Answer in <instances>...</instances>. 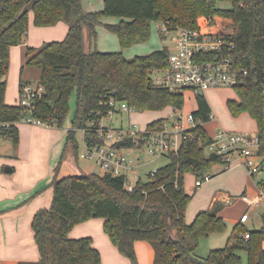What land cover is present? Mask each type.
<instances>
[{"label": "trees", "instance_id": "1", "mask_svg": "<svg viewBox=\"0 0 264 264\" xmlns=\"http://www.w3.org/2000/svg\"><path fill=\"white\" fill-rule=\"evenodd\" d=\"M223 1L230 6L220 7ZM102 3V9L87 12L82 9L81 0H0L1 77L8 71L10 47L25 40L30 13L35 26H51L59 21L68 24L63 39L39 48L25 46V64L39 69L37 82L44 88V94L34 100L33 117L61 128L74 92L75 110L66 142L76 148V129H87L83 133L85 139L104 142L95 136L94 126L90 127L88 122L98 123L107 115L105 102L110 97L138 111H160L166 107L180 110L184 94L157 85L150 75L153 70L167 68L166 46L126 58L121 51H85L84 32L87 31L92 43L97 26H102L116 35L124 49L147 41L151 22L166 23L171 29H194L201 16L211 22L219 17L231 22L227 37L232 45L220 52L203 54L202 59L230 56L236 66L249 69L246 81L232 88L236 98L227 99L225 104L231 116L247 113L255 121L258 154L264 160V0H102ZM105 17H116L118 21L106 23ZM24 83L20 80L19 88ZM5 89L4 78L0 81V139L16 145L18 130L14 123L25 113L19 104L5 103ZM195 101L196 108L191 111L195 125L187 129V139L176 152L166 155L167 163L157 167L153 176L146 174L137 179L131 191L124 188L123 176L110 173L58 178V164L51 181V204L39 209L32 219L39 258L17 264H101L100 253L90 237L69 236L75 224L90 218L103 220V231L111 243L134 264L136 240L151 245L152 264H264V226L246 230L241 222L234 224L224 246L210 249L204 257L195 253L201 238L222 232L226 227L215 208L199 211L192 222H185L191 195L184 190V174L202 177L214 164L225 163L220 156L205 153L210 134L202 123L211 119L212 112L204 94ZM164 119L148 123L146 129L160 128ZM115 146L129 147L132 141H121ZM239 251L245 252V263Z\"/></svg>", "mask_w": 264, "mask_h": 264}, {"label": "crops", "instance_id": "2", "mask_svg": "<svg viewBox=\"0 0 264 264\" xmlns=\"http://www.w3.org/2000/svg\"><path fill=\"white\" fill-rule=\"evenodd\" d=\"M81 5L82 9L88 12L91 11L93 1L87 0L88 8L86 9L84 8V0H81ZM105 18H103V22L110 23ZM201 29L218 30L217 26L214 25H201ZM67 30L68 24L62 21L51 26H35L32 23V14H29V26L24 42L9 49V60H11L13 52H16L19 54L22 65L17 78L11 85L6 86L5 103L17 104L20 80L23 82L38 81L39 69L25 64V46L39 48L38 46L41 43L47 41L45 40L48 39L46 38L47 34L53 37V40H61L66 35ZM96 30H105V28L97 26ZM97 31L96 33H98ZM42 38L43 40H41ZM92 49L104 51L102 48L98 49L97 45H93L89 41L88 51ZM234 96L236 98L235 92ZM210 108L212 112V107L210 106ZM171 110L173 109L171 108ZM247 118H250L247 113H241L224 125L223 129L228 131H254V134H256L255 121L252 118H250L252 121H249ZM14 125L18 130V143L13 145L8 139H0V264H17L19 261H35L39 258L31 224L34 214L39 209L49 208L51 204L53 193L51 181L55 168L59 164L57 175L59 178L66 175L80 174L77 172L78 167L67 160V157H63V148L66 141L65 128L34 125L21 120L15 122ZM202 126L209 134H212L216 128L221 127L220 119L212 113L211 119L202 123ZM233 163L243 166L241 158H234ZM230 164L231 162L227 167L225 163L214 164L211 167L214 171L210 175L209 181L215 180L218 183L227 175L234 176L235 169H231ZM237 170L235 172L241 174L240 189L238 190L240 194L236 196L222 190L210 191L206 206L191 214L189 218L186 219L185 217L186 223L192 222L199 211L212 208H215L217 214L223 219L229 216L228 214L233 213L232 221L234 223L243 220L246 215V208L250 206L243 197L253 198L259 193V190L243 169L239 167ZM98 174H102V172L99 170ZM194 192L196 191L194 190ZM238 208L240 209L236 213L235 211ZM102 224L103 220L101 218H90L75 224L70 230L69 236L72 238L90 237L92 245L100 253L101 264H134L119 253L104 233ZM263 226L264 223L261 227ZM133 245L136 264H152L154 253L151 245L145 240H136Z\"/></svg>", "mask_w": 264, "mask_h": 264}, {"label": "built area", "instance_id": "3", "mask_svg": "<svg viewBox=\"0 0 264 264\" xmlns=\"http://www.w3.org/2000/svg\"><path fill=\"white\" fill-rule=\"evenodd\" d=\"M159 23V22H158ZM158 31L160 35L168 39L167 48L168 66L167 68L156 70L159 74L153 76L157 85L169 89L171 92H189L194 98L204 94L206 90L229 87L233 88L242 85L249 74V69L236 66L230 56H224L217 60L202 59L203 54L210 52H220L224 47H230L232 42L227 37L229 31L224 30H202L201 26L194 29L176 27L169 28L166 23H159ZM264 92V90H263ZM44 94L43 86L38 82H25L19 89L17 104H19L25 114H22L21 121L34 125H46L32 116L34 100ZM107 114L114 112L133 111L125 102L116 101L112 97L105 102ZM179 110L173 109L169 116H165L162 125L158 129L143 130L137 128L135 124H130L126 129L108 128L101 125L100 121L88 122L94 126L92 129L97 138H102L103 143H98L94 138L85 139L83 143L85 151L80 158L91 160L103 173H110L113 176H123V186L131 191L140 176L137 168L141 162L139 158L141 147H145L148 155L160 156L170 152H176L181 143L187 139L189 134L187 129L195 125V120L191 112L182 115ZM99 111L96 112L98 114ZM101 120V119H100ZM84 133L87 129H81ZM131 140L132 146L116 147L115 144L121 141ZM258 137L256 134L250 135L243 132L228 131L218 127L210 134V142L204 147L206 154L220 156L226 167L230 162L231 155L241 157L243 164L250 175L264 174V160L258 154ZM136 149V156L128 155L127 150ZM136 157V158H134ZM155 170L147 174L153 176ZM132 177V178H131ZM210 179L209 174L195 178L194 185L199 187L203 182ZM260 183H263L261 180ZM263 196L261 189L253 197H243L247 204H257ZM245 238L249 234L245 233Z\"/></svg>", "mask_w": 264, "mask_h": 264}, {"label": "rangeland", "instance_id": "4", "mask_svg": "<svg viewBox=\"0 0 264 264\" xmlns=\"http://www.w3.org/2000/svg\"><path fill=\"white\" fill-rule=\"evenodd\" d=\"M93 1V5L91 7V11H97L102 9L103 3L102 0H91ZM87 0H84V8L87 7ZM220 7H229L230 4L226 1L219 3ZM106 21H109L110 23H115L118 21V18L116 17H106ZM230 20L215 17L213 22H211L208 18L201 16L197 19V25H205L210 26L214 25L217 26L218 30H224V31H231L230 26ZM159 23L154 21L151 22L150 25V35L147 41L145 42H139L134 45H131L127 48L121 49L118 39L115 34L108 30H99L96 33V39L92 41V44L97 45L98 49L102 48L104 50L103 52H117L121 51L123 55L126 58H132L136 55H142L150 53L154 50L160 49L163 46L169 45V41L166 38H161L160 33L158 31ZM104 31V32H103ZM104 33V34H100ZM45 38V37H43ZM43 38L41 40H43ZM45 39L47 41H44V43H41L38 47L43 46L47 42L53 41V37H51L49 34L46 35ZM55 40V39H54ZM88 42L89 37L88 33L85 30L84 32V47L85 50L88 51ZM101 50V49H99ZM20 57L19 54L16 52H13L11 60H9V66L8 71L4 77L0 76V81L5 78L6 80V86L11 85L13 81L17 78L19 75L20 67L22 63H20ZM156 74H159L156 70L151 71L150 75L151 77L155 76ZM204 97L207 100L209 106L212 107V113L218 116L220 119V126L224 128V125L228 124L231 119H234L231 114H229L228 110L225 107L226 98H235L234 96V90L229 87H222V88H215V89H209L204 92ZM196 108V101L194 97L189 92H184V104L183 107L179 110L178 113L182 115H186V113L193 111ZM75 110V93L73 92L69 99V113L67 116V119L65 120L62 128H65L66 134L69 128L71 127L70 120L73 116ZM172 112L171 108H165L163 110H148V111H138L133 110L130 112L123 111V112H114L109 113L105 116H103L100 120L101 125L106 126L108 128H120L123 127L126 129L128 125L135 124L138 129L143 130L148 123L160 118L169 116ZM249 121H252L250 118H247ZM226 130V129H225ZM232 131V130H230ZM236 132H243L246 134L254 135V131H236ZM74 138L76 141V148H74V145L71 142L65 141V146L63 148V157H67V160L71 161V163L74 166L78 167V173L80 174H87V173H98L100 170L99 167L94 164L91 160H86L83 158H80V154L85 151V146L83 143V132L81 129H76L74 132ZM139 158L141 159V162L139 164V167L137 168V173L141 178H144L146 174L149 171H152L156 169L157 167L167 163L168 158L166 155H160V156H151L148 155L145 147H141L139 150ZM126 153L129 155L136 156L138 154V150L131 149L127 150ZM136 158V157H134ZM234 158H241L238 155H232L230 157V168L235 169L234 170V176H225L223 177L220 182L216 183L215 180L209 181L207 184L206 182H203L201 186L195 187V177L191 173H185L184 174V180H183V186L188 192V194L191 195V199L187 204L186 211H185V217L186 219L189 218V216L193 213H195L197 210L201 209V207H205L209 192H214L216 190H222L227 191L232 195H239L238 190L240 189V176L241 174L236 173L239 169L244 170V172L252 179L254 184L258 187V190L261 189L263 196L261 200L257 204H252L246 208V215L244 216L243 220L241 221V224L246 230H254V229H260V227L264 223V174H255L250 175L247 171L245 165L238 166L235 163H233ZM86 165V167H84ZM83 166V167H82ZM82 168V169H81ZM214 170L211 168L208 173L209 175L212 174ZM236 171V172H235ZM239 175V176H238ZM60 176V175H59ZM59 178V177H58ZM132 178V177H131ZM263 181L261 184L260 181ZM213 189H212V188ZM194 190L196 192H194ZM194 192V193H193ZM258 192V191H257ZM241 208V207H240ZM238 208L235 212L240 209ZM229 216L224 218L225 222V230L218 233H212L206 238H201L198 243V247L195 251L197 256L204 257L207 255L209 250L211 248H218L225 245L228 236L231 234L234 222L233 219V213L228 214ZM189 220V219H188ZM239 254L242 258V261L246 262V254L244 251H239Z\"/></svg>", "mask_w": 264, "mask_h": 264}, {"label": "water", "instance_id": "5", "mask_svg": "<svg viewBox=\"0 0 264 264\" xmlns=\"http://www.w3.org/2000/svg\"><path fill=\"white\" fill-rule=\"evenodd\" d=\"M252 70H254V69H252Z\"/></svg>", "mask_w": 264, "mask_h": 264}]
</instances>
